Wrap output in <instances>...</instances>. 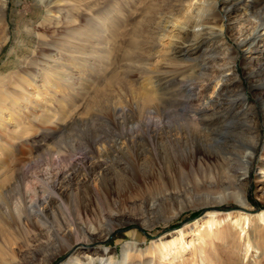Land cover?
<instances>
[{"label":"rangeland","instance_id":"1","mask_svg":"<svg viewBox=\"0 0 264 264\" xmlns=\"http://www.w3.org/2000/svg\"><path fill=\"white\" fill-rule=\"evenodd\" d=\"M77 2L90 9L75 10L76 24L85 21L87 12L99 15L101 22L87 26L99 32L80 49L81 53L75 52L79 60H71L62 67L67 81L53 82L52 89L59 100L46 109L57 122L40 123L26 118L27 130L10 135L6 150L1 153L4 161L0 162V195L12 211L0 209L9 223L10 238L8 241L0 235V248L4 252L0 264H67L69 251L55 252L62 248V228L72 224L78 211L88 210L94 225L100 218L103 228L113 227L104 241L88 242L87 247L78 245V255L99 254L106 247L118 261L123 244L136 238L149 255L145 249L157 239H166L178 229L191 230L212 212L221 215L245 212L233 201L202 205L189 196L195 192V180L201 175L200 164L208 162L216 169V163L226 159L231 162L233 154L247 142L251 127L246 120L250 121V117L256 122L259 138L249 168L248 209L252 213L264 209V85H259L264 71L256 66L251 69L253 73L246 75L248 70L244 69L243 53L239 51L236 59L239 84L253 111L244 114L239 90L232 83L226 99L195 130L186 125L187 113L191 120H196L187 95L192 94L194 103H198L206 80L192 78L189 70L180 65H168L155 54L157 49L153 46L157 35L156 13H168V8L159 0ZM7 14L12 38L0 50V75L15 69L23 59L33 55L34 49L35 55L40 56L49 51L36 47V24L43 13L35 8L34 0H11ZM236 19L225 20L232 27L228 42L234 46L241 29L245 31L251 26L244 16ZM56 25L46 27L43 35L55 37L57 32L52 30L58 28ZM18 31L22 32L20 37L14 35ZM65 58H69L65 50L51 56L55 61ZM149 63L154 64L150 69ZM143 64L147 66L144 70ZM208 72L213 75L216 70L211 67ZM150 73L159 79L144 81ZM191 81L196 82L193 91L188 90ZM213 86L214 83L209 86L208 94ZM40 110L36 109L37 113ZM60 115L63 119H59ZM73 160L78 168L70 190H66L65 180L62 193L45 194L40 206H30L26 212L14 210L20 185L24 191L28 190L27 197L32 196L29 204L35 200L34 192L42 185H50L55 174ZM234 164L230 166L235 167ZM181 202H188L189 206L174 214V208ZM27 219H33L34 228L42 230L39 238L33 237L38 230L33 231ZM195 238L186 236L185 241ZM187 251L182 258L200 264V258ZM254 254L253 248L247 254L242 250L240 257L243 262L253 264L250 259ZM157 256V253L153 256L155 264H172L168 257L160 262ZM96 264H100L99 260Z\"/></svg>","mask_w":264,"mask_h":264},{"label":"bare ground","instance_id":"2","mask_svg":"<svg viewBox=\"0 0 264 264\" xmlns=\"http://www.w3.org/2000/svg\"><path fill=\"white\" fill-rule=\"evenodd\" d=\"M10 1L0 0V50L11 37L12 31L7 19ZM159 1L168 8V13H162L163 11L156 13L154 29L157 31V35L153 38V46L157 49L155 54H159L158 57L168 65H180L182 69L187 68L188 75L192 78L200 82L206 80L198 103H194L195 99L192 94L187 95L190 111L196 115V120H191L187 113L186 125L195 130L198 129V126L203 125L205 120L210 117V111L226 99L228 87L232 83L239 90L244 114L252 112L253 107L239 84L241 79L237 72L236 59L238 52L242 51V63L244 69L248 70L245 72L246 75L253 73L251 69L256 66L264 71V0ZM34 6L43 13L41 20L36 24V47L49 51L46 56H40L35 55L37 49H34L33 55L23 59L15 69L0 75V162L4 161L1 153L6 150L5 147L8 145L6 139L10 135L27 130L26 118L40 123L57 122L49 109H46L49 106H54L59 100L58 94L52 89L53 82L67 81L64 78L62 67L71 60L77 61L75 52L81 53L80 49L89 44L91 38L97 37L99 32L87 28L92 22H101L99 15L87 12L84 22L75 23L73 19L75 10L90 9L88 6L83 8L77 0H34ZM239 16L250 20L251 26L245 31L240 28L242 31L236 40V46H234L228 42L232 27L225 20L235 21V17L238 20ZM116 20L118 19L116 18ZM53 23H56L58 28L53 29L52 32H57V35L53 38L51 35L48 38L42 32L46 27L53 26ZM19 33L22 32L18 31L14 35L20 37L22 34ZM63 50L69 58H65L63 61L51 59V56L62 53ZM37 57L40 59L37 60ZM147 65L150 69L149 66L154 64ZM141 66L143 70L147 68L144 64ZM211 67L216 70L213 75L208 72ZM154 78L159 79L156 74L150 73L146 74L143 80L151 82ZM261 80L259 85H264V74ZM212 83H214L213 90L208 94L207 90ZM190 84L192 87H189L188 90L193 91L196 82ZM36 109H41V113H37ZM63 117L60 115L59 119H63ZM246 117L248 118V114ZM49 119L51 120L49 121ZM249 119L250 121L246 120V122L248 126L250 125L251 131L247 142L242 144L239 151L235 150L236 153L233 154L231 162L226 159L220 164L216 163V169H214V164H207L208 162H204L206 164L203 166L200 164L199 173L201 175L195 180V192L189 196L190 199L198 201L197 204L202 205L233 201L245 212L238 211L233 215L212 212L210 215H206L207 217L200 225L191 230L178 229L169 234L166 239H157L152 246L145 249L149 255L144 253L140 240L136 238L134 242L123 244L122 257L118 261L113 257L112 250L106 247L99 254L83 252L82 255H78V245L87 247L86 243L88 242L104 241L113 230V227L103 228L100 218L94 225L88 210L78 211L72 224L65 225L62 231L60 229L64 239H62V248L55 253L68 250L70 257L67 264H96V260H99L100 264H155V258H153L155 253H157V259L160 262L168 257L172 264H198L196 261L191 263L182 258L183 253L188 250L189 255L200 258V264H249V262L241 260L240 252L244 250L247 254L253 248L255 254L251 256L250 262L264 264V258L262 259L264 256V209L252 213L253 210L248 209L249 203L247 202V187L250 184L249 168L257 152L259 138L255 129L256 122L252 117ZM233 162L235 167L230 166ZM83 163L84 161H82ZM77 165L78 163L73 160L66 169L56 173L50 185H42L34 192L35 200L29 204L28 201L31 200L28 199H31L32 196L27 197L28 190L24 191L23 186L20 185L14 210L16 208L15 211L19 213L20 208L26 212L30 206L32 208L36 205L40 206L44 202L42 198L45 194L62 193L61 187L65 180L67 181L66 190H70L72 179L76 177ZM187 183L189 184V182ZM187 203H178V206L174 208V214H179L181 210L188 207ZM1 208L12 211L11 206L0 195ZM32 220L27 219L28 225L32 226L33 231L38 230V226L34 228L36 224ZM8 224V221L0 214V235H4L10 241L9 233H7ZM41 232L42 230H38L33 234V237L39 238ZM186 236L196 237L197 241L195 242V239L193 241L191 239L189 242L185 241ZM24 241L27 239L25 238ZM37 242L39 243L40 239ZM207 246H210L211 249H207ZM56 254L54 255L56 256ZM3 255L4 252L0 248V259ZM144 257H148V259L144 260ZM174 260L177 263H174Z\"/></svg>","mask_w":264,"mask_h":264}]
</instances>
